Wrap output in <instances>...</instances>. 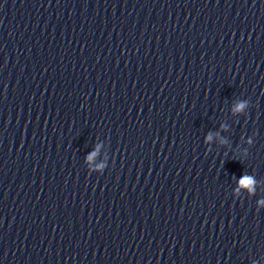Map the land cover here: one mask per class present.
I'll return each instance as SVG.
<instances>
[{
  "label": "clouds",
  "instance_id": "1",
  "mask_svg": "<svg viewBox=\"0 0 264 264\" xmlns=\"http://www.w3.org/2000/svg\"><path fill=\"white\" fill-rule=\"evenodd\" d=\"M240 108H243V105H240L239 106ZM241 183L243 184V185H252L253 184V180L251 179V178H244L242 181H241Z\"/></svg>",
  "mask_w": 264,
  "mask_h": 264
}]
</instances>
